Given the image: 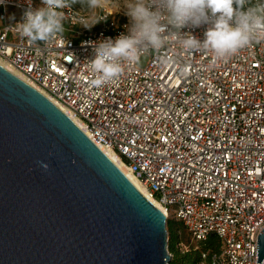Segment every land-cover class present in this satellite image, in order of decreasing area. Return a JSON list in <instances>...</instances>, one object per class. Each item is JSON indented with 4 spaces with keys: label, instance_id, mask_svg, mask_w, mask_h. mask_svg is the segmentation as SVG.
I'll list each match as a JSON object with an SVG mask.
<instances>
[{
    "label": "built area",
    "instance_id": "obj_1",
    "mask_svg": "<svg viewBox=\"0 0 264 264\" xmlns=\"http://www.w3.org/2000/svg\"><path fill=\"white\" fill-rule=\"evenodd\" d=\"M40 6L35 0L0 4V65L65 109L102 152L116 153L193 241L218 238L219 250L203 251L198 264H258L264 229V33L222 59L209 51L185 52L168 40L147 55L143 68L125 63L118 79L95 88L88 63L92 45L124 34L129 20L110 15L89 31L75 24L80 8L71 6L63 10L73 24L66 22L64 40L30 43L17 24L26 9ZM208 27L182 32L202 41Z\"/></svg>",
    "mask_w": 264,
    "mask_h": 264
},
{
    "label": "water",
    "instance_id": "obj_2",
    "mask_svg": "<svg viewBox=\"0 0 264 264\" xmlns=\"http://www.w3.org/2000/svg\"><path fill=\"white\" fill-rule=\"evenodd\" d=\"M256 256L262 264L264 229ZM171 259L166 215L63 111L0 65V264Z\"/></svg>",
    "mask_w": 264,
    "mask_h": 264
},
{
    "label": "clouds",
    "instance_id": "obj_3",
    "mask_svg": "<svg viewBox=\"0 0 264 264\" xmlns=\"http://www.w3.org/2000/svg\"><path fill=\"white\" fill-rule=\"evenodd\" d=\"M124 4L129 19L126 32L92 45L94 57L88 63L95 88L118 79L125 63H139L168 40L177 41L185 52L209 51L222 59L247 48L264 33V0H124ZM73 5L80 6L75 24L89 31L115 11L114 0H41L37 9L24 11L23 22L17 24L19 34L35 44L64 40L70 19L63 10ZM209 23L202 41L182 32Z\"/></svg>",
    "mask_w": 264,
    "mask_h": 264
},
{
    "label": "trees",
    "instance_id": "obj_4",
    "mask_svg": "<svg viewBox=\"0 0 264 264\" xmlns=\"http://www.w3.org/2000/svg\"><path fill=\"white\" fill-rule=\"evenodd\" d=\"M181 229L183 230V227L179 222L167 220L168 251L172 255L169 264H198L203 251L211 250L215 252L219 250L220 244L218 238L211 235L201 244L199 249L190 248L181 252L177 247V244L181 242Z\"/></svg>",
    "mask_w": 264,
    "mask_h": 264
},
{
    "label": "rangeland",
    "instance_id": "obj_5",
    "mask_svg": "<svg viewBox=\"0 0 264 264\" xmlns=\"http://www.w3.org/2000/svg\"><path fill=\"white\" fill-rule=\"evenodd\" d=\"M36 1L40 2L41 0H36ZM74 7L80 8L79 5H74ZM114 8H115V11L113 12L112 17H115L116 20H129L128 17L125 15L126 8H125L124 0H114ZM7 12L11 19L17 16L16 11H14L11 8L7 9ZM147 61H148V56L145 55L141 58L140 62L137 63V65L140 68H143L144 66H146ZM166 217H167V220H172V221L177 222L174 219L173 215H171L170 213H168ZM180 238H181V245H180L181 252L188 250L190 248L199 249L202 244V243H196L195 241H193L189 233L185 229L183 230L181 229Z\"/></svg>",
    "mask_w": 264,
    "mask_h": 264
},
{
    "label": "bare ground",
    "instance_id": "obj_6",
    "mask_svg": "<svg viewBox=\"0 0 264 264\" xmlns=\"http://www.w3.org/2000/svg\"><path fill=\"white\" fill-rule=\"evenodd\" d=\"M1 64V63H0ZM65 111V109L63 110ZM103 153L122 171V173L129 179V181L145 196L149 197L148 194L146 193L144 187L140 184V182L133 178L131 174L125 169L123 161L119 158L116 153L110 152V151H103ZM151 203H153L156 207L164 211L166 215H168V212H166L162 207L158 205V203L151 199L150 197L148 198Z\"/></svg>",
    "mask_w": 264,
    "mask_h": 264
}]
</instances>
